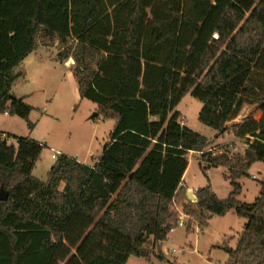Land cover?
Wrapping results in <instances>:
<instances>
[{"label": "trees", "instance_id": "obj_1", "mask_svg": "<svg viewBox=\"0 0 264 264\" xmlns=\"http://www.w3.org/2000/svg\"><path fill=\"white\" fill-rule=\"evenodd\" d=\"M39 33L58 39L80 98L114 124L93 165L60 153L45 180L32 175L42 143L0 137V264L163 260L154 248L178 221L174 204L199 227L233 209L246 221L225 264H264V179L253 201L238 199V179L264 161V0H0V113L28 118L11 89ZM187 92L215 137L244 104L262 113L232 123L243 152L203 151L211 140L176 110ZM189 152L203 173L227 168L226 197L207 184L189 198Z\"/></svg>", "mask_w": 264, "mask_h": 264}, {"label": "rangeland", "instance_id": "obj_2", "mask_svg": "<svg viewBox=\"0 0 264 264\" xmlns=\"http://www.w3.org/2000/svg\"><path fill=\"white\" fill-rule=\"evenodd\" d=\"M36 41L37 48L14 68L18 76L11 89L32 109L27 119L0 113V137L9 136L8 143H15L16 137H28L42 143L32 175L45 180L56 159L51 157L52 153L77 156L86 164L94 162L108 141L114 120L100 114L95 103L80 98L72 72L74 61L71 57L60 60L58 54L63 46L58 39L39 33ZM201 106V102L187 92L176 110L181 113L182 124L184 122L188 128L211 140L203 151L218 153L225 146L231 152H243L245 145L241 138L233 136L232 124L227 123L228 130L215 137L216 130L198 120ZM28 122L33 123L31 128ZM187 158L188 166L183 176L187 192L195 195L197 188L210 184L218 197L227 196L231 186L226 167H210L203 173L201 166L205 162L201 160V152H189ZM248 173V177L238 179L241 184L238 199L244 202H251L259 195V181L264 179V161L253 163ZM174 209L183 225L178 226L177 221L166 239L154 248L155 253L164 254V259L159 260L154 255H129L126 263L225 264L229 249L236 246L246 218L237 216L231 209L222 216L212 215L207 225L199 227L180 204H174ZM188 223L191 232L186 230Z\"/></svg>", "mask_w": 264, "mask_h": 264}, {"label": "crops", "instance_id": "obj_3", "mask_svg": "<svg viewBox=\"0 0 264 264\" xmlns=\"http://www.w3.org/2000/svg\"><path fill=\"white\" fill-rule=\"evenodd\" d=\"M19 97V96H18ZM261 115H262V113L260 112V111H258V110H255V106L254 105H251V104H244L243 106H242V108H241V110H240V112H239V114L237 115V117L236 118H234L232 121H230V122H228V123H230V124H232V123H235V122H239V123H241V122H243L244 120H246V119H248V118H250V117H252V116H254V119H256V120H259L260 118H261ZM183 124H185L184 122H183ZM233 134V136L234 137H236L235 135H234V133H232ZM220 136H222V134H220L218 137H220ZM222 144V143H221ZM221 144H219V145H221ZM57 154H59V153H57ZM78 161H80L79 159H78V157L77 156H74ZM98 157V155L96 156V158ZM96 160V159H95ZM95 160H94V162H95ZM80 162H82V161H80ZM94 162H90L89 164H87V165H93L94 164ZM82 163H84V162H82ZM86 164V163H85ZM206 171H208V169L206 170ZM162 243V242H161ZM230 250H231V248H230Z\"/></svg>", "mask_w": 264, "mask_h": 264}, {"label": "water", "instance_id": "obj_4", "mask_svg": "<svg viewBox=\"0 0 264 264\" xmlns=\"http://www.w3.org/2000/svg\"><path fill=\"white\" fill-rule=\"evenodd\" d=\"M95 115H97V113H95ZM187 195L189 196L190 199H194V195L192 194L191 191H188ZM6 197H7L6 192L4 190H1L0 191V200L5 199ZM229 251H230V249H229Z\"/></svg>", "mask_w": 264, "mask_h": 264}, {"label": "built area", "instance_id": "obj_5", "mask_svg": "<svg viewBox=\"0 0 264 264\" xmlns=\"http://www.w3.org/2000/svg\"><path fill=\"white\" fill-rule=\"evenodd\" d=\"M216 36H217V34L214 33V34H213V37L215 38ZM56 156H57L56 153H52V155H51L52 158H56ZM182 225H183V222L179 220V221H178V226H182ZM172 229H174V227H172V228L170 229V231H171Z\"/></svg>", "mask_w": 264, "mask_h": 264}]
</instances>
